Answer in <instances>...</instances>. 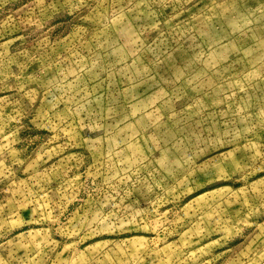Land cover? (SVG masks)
<instances>
[{
    "label": "rangeland",
    "instance_id": "obj_1",
    "mask_svg": "<svg viewBox=\"0 0 264 264\" xmlns=\"http://www.w3.org/2000/svg\"><path fill=\"white\" fill-rule=\"evenodd\" d=\"M0 264H264V0H0Z\"/></svg>",
    "mask_w": 264,
    "mask_h": 264
}]
</instances>
